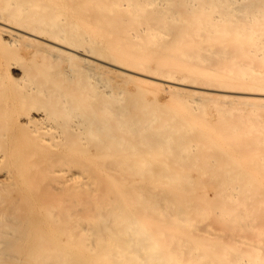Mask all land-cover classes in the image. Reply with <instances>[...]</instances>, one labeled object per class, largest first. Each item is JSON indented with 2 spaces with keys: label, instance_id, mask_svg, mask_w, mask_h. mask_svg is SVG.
<instances>
[{
  "label": "bare ground",
  "instance_id": "6f19581e",
  "mask_svg": "<svg viewBox=\"0 0 264 264\" xmlns=\"http://www.w3.org/2000/svg\"><path fill=\"white\" fill-rule=\"evenodd\" d=\"M0 264H264V0H0Z\"/></svg>",
  "mask_w": 264,
  "mask_h": 264
},
{
  "label": "rangeland",
  "instance_id": "374dc122",
  "mask_svg": "<svg viewBox=\"0 0 264 264\" xmlns=\"http://www.w3.org/2000/svg\"><path fill=\"white\" fill-rule=\"evenodd\" d=\"M168 97V92L167 91H164L161 95H160V98L161 99H166Z\"/></svg>",
  "mask_w": 264,
  "mask_h": 264
}]
</instances>
